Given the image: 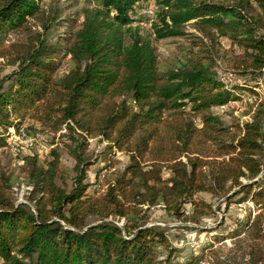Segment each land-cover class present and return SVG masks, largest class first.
<instances>
[{"label":"trees","instance_id":"obj_1","mask_svg":"<svg viewBox=\"0 0 264 264\" xmlns=\"http://www.w3.org/2000/svg\"><path fill=\"white\" fill-rule=\"evenodd\" d=\"M94 1L71 17L43 0H0V66L12 68L0 75V148L9 128L32 120L64 129L73 160L63 167L54 147L46 159L23 156L16 175L0 165V264H264V98L243 121L212 113L241 92L258 96L250 82L227 86L217 67L223 58L228 72L264 75V0H152L146 30L130 13L151 0ZM188 34L182 58L161 70L151 36ZM220 38L230 49L219 51ZM88 138L106 143L93 182ZM115 153L128 156L123 167ZM20 184L30 188L17 203ZM200 192L251 206L219 245L179 261L148 212L199 225L215 215Z\"/></svg>","mask_w":264,"mask_h":264},{"label":"rangeland","instance_id":"obj_2","mask_svg":"<svg viewBox=\"0 0 264 264\" xmlns=\"http://www.w3.org/2000/svg\"><path fill=\"white\" fill-rule=\"evenodd\" d=\"M45 7L49 4L57 5V6H65L64 9L69 13V16L75 17L76 12H78L83 6H92L95 4L94 0H43ZM210 1H220V0H210ZM136 22L133 25L138 24L142 29H150V23L156 20V17L151 19L148 17H139L135 19ZM189 22L186 25V32L194 33L193 27ZM36 29H40L36 27ZM64 27L61 25L58 26V31H63ZM153 39V43L156 47V51L158 53V62L161 70H167L172 67L177 59H181L182 48L187 45H191V41L193 37L191 34L181 36V37H167L162 39H154V36H151ZM219 51L224 52L225 50L230 49V42L225 38L219 39ZM198 47H194V50H197ZM218 67L217 72L220 78H223V81L227 84V86L232 85H241L246 82H250L255 86V92L258 93V96L254 95L251 91L241 92L239 99L228 103L227 105L214 107L212 109V113L218 115L224 124H230L235 118H240L241 121L248 119V115L245 114L248 110L250 104H253L255 99L264 98V75H259L256 77V80H249L248 77L242 76L238 73L231 74L228 72V66L223 61V58H218ZM69 66V63L63 65V69L59 71L61 74L64 72ZM11 67L5 64H1L0 66V75L7 74L11 71ZM252 81V82H251ZM257 83V84H256ZM27 127V128H26ZM28 133H42L46 136V141L39 143L38 146L35 147L33 153L40 155L43 159L47 158L49 151L58 147L61 154V165L63 167H71L73 165V160L68 154L64 143L68 142L65 136H61L62 133L65 132L64 129L60 130L57 133H51L49 131H42L39 129L38 124H36L32 120H26L23 125L20 126ZM28 128L35 130V132H30ZM88 154L92 155L93 159L96 161L95 164L88 170L87 180L89 182H93L95 180L96 170L100 167L101 164L106 163L104 160V150H105V142L99 141L98 138H88ZM22 156H15L10 152L7 147L0 148V165L7 168L8 171L13 172L16 175L18 171V166L21 164L20 159ZM114 159L118 161V167H123L124 164L128 161V156L124 153H115L113 155ZM168 171H163V176H168ZM19 181V180H17ZM16 186V185H15ZM96 189V186H91L89 191L92 192ZM30 187L25 186L24 184H20V187H14V195L16 198V202H21L25 199L26 190ZM197 198L203 199L213 205L215 210V215L206 217L202 220L199 225L189 221L178 220L170 215H168L165 210L160 206H155L149 209V219L147 225L157 224L164 227L170 243L177 250L174 253V256L177 260L183 261L185 260L191 253L198 254L200 250L206 246L207 244H213L214 247L219 245L215 243V237H221L227 233L233 226L234 221L236 219L242 218L248 206H251L250 203H241L236 204L232 203L227 207L222 203L223 198H218L216 196H212L207 192H200L196 195ZM217 206H219V210H217ZM189 205H186L188 208ZM190 209V208H189ZM123 221H120L119 224H122ZM197 227V228H195ZM224 243L229 244L230 239L226 238ZM204 257L207 258V251L204 250ZM204 264V262H201Z\"/></svg>","mask_w":264,"mask_h":264},{"label":"built area","instance_id":"obj_3","mask_svg":"<svg viewBox=\"0 0 264 264\" xmlns=\"http://www.w3.org/2000/svg\"><path fill=\"white\" fill-rule=\"evenodd\" d=\"M159 10V6L154 1L139 2L135 9L130 13L131 18L137 19L139 17L155 18ZM4 59L0 57V63ZM233 74L232 72H229ZM223 80V78H221ZM134 103V101H132ZM45 134L42 133H28L23 128L15 129L13 127L8 129L6 137V147L15 156L33 155V150L39 143L46 141ZM21 157V158H22ZM22 159H20L21 163Z\"/></svg>","mask_w":264,"mask_h":264}]
</instances>
